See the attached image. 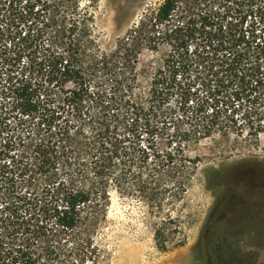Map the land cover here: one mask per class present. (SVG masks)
Here are the masks:
<instances>
[{
	"label": "trees",
	"instance_id": "obj_1",
	"mask_svg": "<svg viewBox=\"0 0 264 264\" xmlns=\"http://www.w3.org/2000/svg\"><path fill=\"white\" fill-rule=\"evenodd\" d=\"M59 2H43L41 11L48 14L35 23L31 0H0V264H36L29 247L18 243L24 232L27 239L40 238L44 256L57 264L97 262L94 226L105 214L111 183L123 186L127 176L110 174L108 156L94 166L91 178L80 169L59 177L56 164L60 161L66 174L71 171L68 141L79 121L109 133L100 110L110 108L129 130L150 126L165 116L173 90L187 89L179 103L192 102L197 140L222 122L236 126L238 118L254 139L264 135V0H163L141 26L175 49L151 77L147 106L123 88L135 62L129 38L111 55L81 57L87 47L86 15L73 11L68 16ZM137 34L131 37L134 45L143 40ZM188 63L192 86L182 80ZM100 71L113 76L115 89L106 91L97 82L91 86ZM97 107L104 109L95 113ZM177 150L180 164L175 151L168 153L147 183L135 184L152 209H159L168 191L164 177L177 188L171 199L186 191L190 173L182 161H197ZM23 189L33 192L25 195ZM154 236L165 250L157 230Z\"/></svg>",
	"mask_w": 264,
	"mask_h": 264
},
{
	"label": "rangeland",
	"instance_id": "obj_2",
	"mask_svg": "<svg viewBox=\"0 0 264 264\" xmlns=\"http://www.w3.org/2000/svg\"><path fill=\"white\" fill-rule=\"evenodd\" d=\"M19 1L23 4L25 0ZM45 1L31 0L35 23L42 20L44 13L48 14L41 11ZM162 2H59L68 16L73 11L86 15L87 37L84 42L87 47L81 57L111 55L120 43L127 42L129 38L127 49H132L129 56L135 62L132 68H128L131 79L123 82V88L128 91L127 96L132 93L142 106H147L149 102L147 93L151 77L164 69L165 60L175 49L167 39L154 38L147 27L141 26L147 15ZM134 31L143 39L136 41L135 45V41H131ZM182 80L192 86L191 63L183 68ZM93 82L106 91L117 87L113 76L102 71L91 86H94ZM180 91L173 90L166 100L163 118L154 121L153 125H139L131 130L113 117L110 108H93L95 113V110L104 109L100 110L99 116L103 125L108 126L109 133L102 134L87 121H79L77 134L68 141L72 148L71 171L66 174V167L60 161L56 164L59 177L65 178L80 169L81 175L91 178L94 166L108 156L112 157L110 174L124 173L127 176L123 186L111 183L105 214L94 226L93 243L99 253L95 264H264V247L257 245L253 239L264 225V135L254 139L248 134L250 128L240 125L238 118L236 126L222 122L214 126L209 137L197 140L192 102L189 100L188 104L181 106V96L185 99L187 89ZM190 91L192 93V88ZM189 97L192 99L191 94ZM239 129L242 132L237 135ZM179 147L188 161H197L195 165L182 161L189 166L184 170L190 173L187 175L186 191L181 197L171 199V193L177 188L174 187V180L164 177L162 186L168 191L160 201L159 209H152L137 192L135 184L138 181L147 183L148 175L165 162L168 153L175 151L174 161L180 164ZM32 190L23 189L22 193L29 195ZM232 206L260 207L263 214L253 215L245 223V234L251 235V239L242 237L239 232L241 221L231 218L233 214L229 208ZM156 230L160 243L165 244V250L157 246ZM28 235L20 233L18 243L29 247L37 259L36 264H57L44 256L40 238L34 240L31 236L27 239ZM86 264L90 262L86 261Z\"/></svg>",
	"mask_w": 264,
	"mask_h": 264
},
{
	"label": "flooded vegetation",
	"instance_id": "obj_3",
	"mask_svg": "<svg viewBox=\"0 0 264 264\" xmlns=\"http://www.w3.org/2000/svg\"><path fill=\"white\" fill-rule=\"evenodd\" d=\"M231 213L233 215H230L231 218L241 221V228L239 229V232L241 231L242 237L247 238V239H251V235H247L245 234V230H246V226L245 223H248V220H250L249 218L253 215H261L264 213H261L260 211V207H249V206H240V207H230L229 208ZM258 213V214H256ZM230 213H228L229 215ZM237 215V217H236ZM264 216V214H263ZM232 219V220H233ZM263 227H261V230H257V233L255 234V237H253L255 243H257V245L259 246H263L264 247V225H262ZM256 231V230H255Z\"/></svg>",
	"mask_w": 264,
	"mask_h": 264
}]
</instances>
